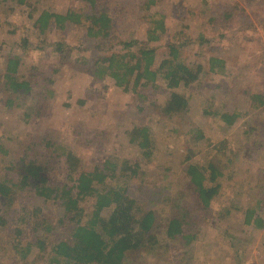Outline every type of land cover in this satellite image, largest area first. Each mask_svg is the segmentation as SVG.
<instances>
[{
    "label": "trees",
    "instance_id": "1",
    "mask_svg": "<svg viewBox=\"0 0 264 264\" xmlns=\"http://www.w3.org/2000/svg\"><path fill=\"white\" fill-rule=\"evenodd\" d=\"M71 1L79 4L72 2L66 13H60L48 4L52 0H0V9L4 4L28 8L29 18L34 20L33 28L40 35L55 30L61 32L81 28L84 36L80 45L102 54L78 59L74 64L69 59L72 47L68 42L61 39L47 43L57 53L61 63L52 65L48 77L44 75L46 90L36 99L30 94L33 77H26L23 59L9 53L5 68L0 70V86L6 93L4 104L11 107L20 100L19 106L25 108L26 120L33 116L42 117L46 109H40L37 102L41 100L48 104L47 98L53 96L55 91L47 89V84L54 86V77L65 70L76 68L101 82L112 79L116 87L125 92L132 91L138 96V110L141 112L152 111L150 107H156L158 96H161L166 103L162 108L159 107V116H164L165 120L186 118L191 109L190 97L182 94L180 89H186L196 82L201 84L202 80L215 73L227 75L224 59L211 57L205 65L201 62L187 63L184 57L187 41L180 43L174 39L169 44L167 56L160 58V61L158 47L139 46L140 43L135 40L126 41L129 31L127 33L128 27L124 21L128 19L150 26L147 30L148 43L163 39L167 32L166 15L158 11L151 12L162 0L145 1V13L136 10L137 0ZM114 4L116 10L112 9ZM229 4H236L235 8L225 7L220 13L222 15L210 19L211 24L221 17L230 25L237 12L247 15L239 3L232 1ZM260 4L264 2L260 1ZM38 5L42 9L36 12ZM220 10V7L216 8L217 12ZM195 17L194 13H189L183 18L179 35L185 28V20H195ZM198 39L207 45L212 41L203 35H199ZM22 42L26 45L28 39L23 38ZM117 46L122 48L119 53L116 51ZM133 47H138V50L134 52ZM66 66L71 69H65ZM34 70L35 66L32 72ZM262 74L264 76V69ZM226 93L228 98L230 93L233 95L237 91L228 88ZM151 98L154 101L146 105ZM227 98L224 99L221 119L233 129L243 115L237 108L230 110ZM21 99L31 103L25 105ZM249 102L252 109L259 110L255 119L261 120L263 117L264 123V80H261V86L253 92ZM72 126L73 132L81 136L83 132L80 128L75 124ZM128 132L130 143L136 144L143 155L151 157V153L147 152L150 147L148 129L135 127ZM188 132H196V129L190 128ZM95 136H98L95 141L101 140L102 143L107 132L102 130L92 135ZM195 136L199 140L204 139L201 131ZM60 141V138L54 140L46 137L36 152L32 144L24 143V154L6 166V170L3 169L0 179V252L3 264H133V253L148 251L150 246L160 244L162 238L180 242L182 251L193 248L199 220L186 206L185 200L176 198L173 181L143 187L139 183L143 181L140 164L114 154L99 160L93 169L85 170L84 162L76 151ZM95 141L89 142L90 149H93V144L97 146ZM194 154L192 149L187 148L183 171L190 185V195L200 211L199 216H208L211 201L219 189V186L208 184L223 177L224 170L214 161L201 165ZM57 168L61 171H56ZM123 198L128 199L138 211L137 215L127 220H123V215L128 211L121 204ZM89 200L91 206L88 210L84 203ZM48 201H54L58 208L55 224H49L42 216V205ZM18 202L22 204L15 209ZM167 206L170 209L166 219L159 210ZM105 210H109L108 216L104 215ZM250 220H255V226L264 227L257 210L248 213L247 223ZM156 260L157 264H168V260L160 256Z\"/></svg>",
    "mask_w": 264,
    "mask_h": 264
},
{
    "label": "rangeland",
    "instance_id": "2",
    "mask_svg": "<svg viewBox=\"0 0 264 264\" xmlns=\"http://www.w3.org/2000/svg\"><path fill=\"white\" fill-rule=\"evenodd\" d=\"M145 1L147 0H137V11L143 13L147 11L143 8ZM209 1L212 3L210 4ZM232 1L239 3V6L246 10L247 15L237 12L230 25H227L221 17L211 24L210 19L222 15L220 13L225 7L235 8L236 4H229ZM260 1L264 2V0H162L157 7L154 6L151 9V12L158 11L166 15L167 32L162 40L152 43L147 42V30L150 27L148 24H139L133 19L124 21L128 27L127 33L129 31L126 41L135 40L140 43L139 46L158 47L159 61L167 56L169 44L174 39L180 43L187 41L185 44L187 49H184L187 63L201 62L205 65L211 57L226 61L227 75L208 74L209 76L202 80L201 84L196 82L186 89L179 90L191 99V109L186 118L165 120L164 116H159V107L162 108L166 103L161 96H158L157 106L150 107L152 111L141 112L138 110L140 100L132 91L125 92L122 88L116 87L110 78L104 82L97 81L91 75L76 68L56 75L54 86L47 84V89H53L55 94L47 98L48 104L41 100L37 102L40 109H46L40 118L33 116L26 120L25 108L19 106L20 100L11 107L6 106L4 104L6 93L3 86H0V179L3 176V169L6 170V166L24 154L22 149L24 143L32 144L36 152L40 148L42 139L60 138L62 144L72 147L82 158L85 170L93 169L99 160L114 154L120 158L129 159L131 163L140 164L143 181L139 183L143 187L163 185L173 181L176 198L185 200L186 206L199 220L198 238L199 235L200 238L206 237L207 233L213 236L222 233L223 225L228 222L238 225L242 231L250 230L252 235L256 229L243 224L244 217L241 220V216L243 213H251L258 209L257 212L264 221V123L263 117L261 120L255 119L259 110L252 109L249 102L253 92L261 86V80H264L262 74L264 4H260ZM72 2L79 4L71 0H52L48 4L53 5L57 12L66 13ZM216 2L220 3L215 4ZM37 7L39 9L36 12L41 11V5ZM217 7L221 8L220 12L216 11ZM112 9L116 10V4L112 6ZM131 10L134 13L133 7ZM189 13L196 15L195 20H185L183 23L185 28L179 35L183 18ZM28 14V8L15 7L11 4H4L0 9V70L5 68L9 53L21 56L26 77H33V90L30 94L39 99L46 90L44 75L48 77L52 71V65L61 63L57 53L52 50V47L47 46V43L61 39L68 42L72 47L69 59L74 64L78 59L92 58L102 54L80 45L81 38L84 36L81 28L61 32L55 30L46 35H40L33 28L34 20L30 19ZM199 35L212 40L211 44H202L198 39ZM23 38L28 39L26 45L22 42ZM260 39L263 40L262 43ZM120 49H122L121 46H117L116 51L119 53ZM137 50L138 47H133L134 52ZM34 66L35 72H32ZM68 68L65 67V69ZM26 77L25 79L30 81ZM228 88L237 93L231 95L232 92L227 98ZM154 98H151L149 103L146 102V105L154 101ZM226 98L230 102V110L237 108V111L243 115L233 129L221 119ZM21 101L25 105L30 102L23 99ZM72 124L80 128L83 132L81 136L73 132ZM135 127L148 129L150 147L147 152L151 153V157L143 155L136 144L130 143L128 131L131 132ZM190 128L196 129V132H188ZM102 130L107 132V136L101 143V140L95 141L98 136L92 137V135ZM199 131L204 135L202 140L195 136ZM91 140L97 142V146L93 144V149L88 146ZM187 148L193 150L195 159L201 165H206L207 161L212 160L224 170L222 178H218L219 180L213 184L207 183L209 186H216L217 183L221 185L213 198L216 203L212 204L207 213L208 216H199L200 211L190 195V185L183 171ZM34 152L31 153L34 154ZM56 171L61 170L57 168ZM240 183L243 184L240 185ZM241 187L248 188V190L245 189L248 191L246 196L239 193ZM221 190H224V193L220 194ZM242 190L244 191V188ZM234 198H238L241 204L246 205L248 202L253 208H248L250 210L225 208L233 202ZM128 202L126 198L121 201L122 206L128 209L123 215V220L138 214L136 207ZM21 204L16 203L14 208L17 209ZM84 204L89 210L91 200ZM169 209L170 207L167 206L159 212L167 219ZM109 213V210L104 211L105 216ZM42 216L49 224L57 222L58 208L54 201H48L42 205ZM242 231L238 233V236H243ZM230 234L233 237L237 235L233 231ZM5 240L6 238L4 242ZM226 241L229 242L232 255L234 254L231 264H264V238L261 237L257 241L254 239L251 258H248L246 249L249 245L251 246V241L240 243L238 248L242 251L240 253L233 247V244L236 246L238 242H234L229 237ZM204 242L194 243L190 251H182L180 242H171L162 238L160 240L162 248L160 244L150 246L148 251L133 253L131 258L133 264H157L156 258L159 256L167 259L168 264H216L218 261H223L225 264L227 262L221 258L222 254L214 262L211 256L207 255L205 249L207 245H203ZM197 245L203 247L199 258H197ZM225 249L227 252L230 251L228 248ZM1 255L0 252V264H3ZM239 256L242 259H239ZM6 258H4L5 261ZM237 259L239 262H234Z\"/></svg>",
    "mask_w": 264,
    "mask_h": 264
},
{
    "label": "crops",
    "instance_id": "3",
    "mask_svg": "<svg viewBox=\"0 0 264 264\" xmlns=\"http://www.w3.org/2000/svg\"><path fill=\"white\" fill-rule=\"evenodd\" d=\"M210 161H212V160H210ZM207 162H209V161H207ZM220 178H222V177H220ZM217 180H219V179H217ZM242 184L243 183H240V185H242ZM216 186H221V185L219 183H217ZM243 188H244V191L242 190ZM245 189L248 190V188L241 187V190L239 191V193L240 194H244L246 196L247 195L246 193H248V191H246ZM223 191L224 190H221L220 191V194L224 193ZM239 193H236V194L240 195ZM238 198H240V197H238ZM238 198L237 199L234 198L233 199V202L231 204H229L228 207H225V208H227V209L229 208L231 210H233V209H235V210H240V209L250 210L248 208H253V207H251L249 205L248 202H247L246 205L245 204H241V201H239ZM212 201H213V199H212ZM212 201H211L210 209L212 207V204L213 203H216L215 201H213V202ZM256 210H258V209H256ZM247 216H248V213L247 214L243 213L242 216H241V220H243L242 218L244 217L243 224L248 225V227H250L251 229H256V232L253 231L252 232V235H250V230H246L247 232H249V233H247V232L242 231L241 229H239L238 225H236V224L234 225L232 222H228L227 224L223 225L222 233L217 234L215 236H213L212 234L207 233L206 234V237H203L202 236L201 238H200V235H199V238L200 239L198 238V235H197V238H196L195 243H197V242L198 243H200V242L203 243V241H205L203 245H205V244L207 245V247H205L206 252H207V255L209 257L211 256V259H213L214 262L216 260H218V258L220 257V254H222L221 258L224 261H227L225 264H231V259L234 256V254L232 255L231 248L229 247V242H227L226 239L229 237V238L233 239L234 242H238V245H236L237 247L235 246V244H233V247H235V249H237V251H239L238 248H240V243H245V241L248 240L249 241L248 243H250V241L252 242L251 243V246L249 245V247L246 248L248 250V258L253 257L252 254H253V250H254V247H253L254 246V239H255V241H257L261 237L264 238V227H260L259 228L258 226H255V224H254L255 223V220H252V221L250 220L251 222L247 223ZM230 223H232V224L230 225ZM229 231L236 232L237 235H234V237H233L230 234ZM241 231L243 232L242 233L243 236H241V235L238 236V233L241 232ZM234 239H236V241ZM225 248L230 249V251L227 252ZM202 249H203L202 246L197 245V258L201 257V251H202ZM223 252H224V256H225L224 258H223ZM240 252H242V251H239L238 253H240ZM237 258H238V255H237ZM239 259H242V257L239 256ZM239 259L234 260V262H236V261L239 262L238 261ZM221 262L218 261L217 263L223 264V261H221ZM243 263H244V260H243ZM247 264H249V263H247Z\"/></svg>",
    "mask_w": 264,
    "mask_h": 264
}]
</instances>
